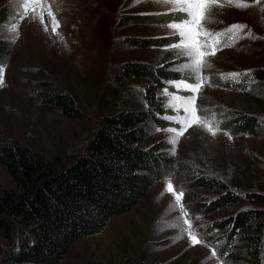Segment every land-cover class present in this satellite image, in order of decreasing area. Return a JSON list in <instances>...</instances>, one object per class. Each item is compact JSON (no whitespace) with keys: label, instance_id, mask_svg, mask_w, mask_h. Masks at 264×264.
I'll use <instances>...</instances> for the list:
<instances>
[{"label":"rangeland","instance_id":"1","mask_svg":"<svg viewBox=\"0 0 264 264\" xmlns=\"http://www.w3.org/2000/svg\"><path fill=\"white\" fill-rule=\"evenodd\" d=\"M19 2L0 0V9L7 6L10 10L8 22L0 25V38L14 46L9 63L0 65L4 79L0 86L1 133L15 142L30 144L52 164L74 162L86 153L105 116L145 106L136 89L140 80L117 82L118 70L126 62L158 66L175 63L182 78L168 81L158 97L168 111L162 117L168 124L165 128L180 127L164 117L176 115L175 109L168 106L172 95H191L175 87L181 81L193 82L191 70L182 69L188 58L168 46L132 49L122 40L171 37L177 42L179 37L166 25L184 13L171 10V4L159 0H35L21 18ZM244 2L251 6H214L211 21L205 25L216 32L235 24L247 26L229 42L231 46L209 56L211 66L203 69L209 81L199 92L196 106L200 115L208 119L214 116L220 122V131L212 136L203 127L193 125L173 145L169 142L172 133L149 125L146 146L166 141L179 161L210 170L237 191L264 193V139L233 137L223 129L235 111L264 117V99L232 91L223 84L230 73L264 67V0L259 4L255 0ZM149 15L157 22L128 24L124 19L122 24L123 18ZM13 23L19 25L18 38H13L10 31ZM40 90L71 94L86 119L69 120L56 107L42 104L37 99ZM171 181L177 192L183 191L179 203L174 204L173 193L166 191L168 181L157 183L133 210L113 217L102 234L77 241L61 264H251L246 245H234V251L226 256L218 252L221 244L217 241L223 233L209 231V224L227 211L192 214L187 207L198 191L184 192L183 181L177 176ZM15 191V183L0 166V196ZM198 194L203 199L213 197L202 190ZM189 233H195L201 242L194 245Z\"/></svg>","mask_w":264,"mask_h":264},{"label":"trees","instance_id":"2","mask_svg":"<svg viewBox=\"0 0 264 264\" xmlns=\"http://www.w3.org/2000/svg\"><path fill=\"white\" fill-rule=\"evenodd\" d=\"M9 13L7 6L0 9V25L8 22ZM124 19L128 24L157 22L153 15L129 16L122 24ZM174 42L171 37L122 40L132 49L165 47ZM13 48L12 42L0 38V65L9 63ZM174 66L173 62L162 66L122 64L117 82L140 80L136 89L145 106L105 116L86 153L68 165L52 164L30 144L15 142L0 132V166L16 185L15 192L0 196V264H61L77 241L102 234L113 217L130 212L157 183L176 176L183 181L184 192L213 194L203 199L195 192L187 207L192 214L227 211L209 224V231L223 233L217 241L221 244L218 252L229 255L239 243L248 246L251 264H264V207L254 205L264 206V193L237 191L210 170L179 161L166 141L146 146L149 125H168L162 119L168 111L158 96L168 81L182 78ZM240 74L218 84L264 99V67ZM37 99L56 107L69 120L86 119L67 92L40 90ZM223 129L233 137L264 139V117L235 111Z\"/></svg>","mask_w":264,"mask_h":264},{"label":"snow or ice","instance_id":"3","mask_svg":"<svg viewBox=\"0 0 264 264\" xmlns=\"http://www.w3.org/2000/svg\"><path fill=\"white\" fill-rule=\"evenodd\" d=\"M137 2H140V0H137ZM159 2L171 4V10H178L185 14L179 20L174 19L173 22L166 25L173 30L174 35L179 37L177 42L170 44L168 47L179 50V55L188 58L189 62L183 64L182 69L191 70L193 73V82L181 81L175 85L177 89L183 88L191 92V95L187 97L172 95L168 106L175 109L176 115L164 117L169 121L179 124L180 127H168L165 128L164 131L173 134L169 137V142L173 145L178 143L179 137L183 136L188 128L193 125L201 126L212 136H215L217 132L220 131V122L215 120L214 116L212 119H208L206 116L200 115L196 106L199 92L203 88L205 82L209 81V77L203 74V69L211 66L207 59L209 56H214L217 51L222 50V47L231 46V43L222 45V38L227 37L229 41H233L236 39L238 33L242 32L247 26L235 24L222 32H216L208 29L205 25L207 22L211 21V12L214 6L219 5L223 7L224 3H227L238 8H247L251 5L245 3L244 0H159ZM34 3L35 0H20L19 15L21 18L27 15ZM255 3L259 4L260 0H255ZM49 14H51L50 9ZM18 30L19 25L17 23L10 25L13 38H18ZM240 75L239 73H230L228 77L236 79ZM3 83V68L0 67V86H3ZM181 109L183 110V115L180 114ZM160 130L159 128L157 129V131ZM229 138L231 139L230 135ZM166 191L173 193L175 198L174 204L179 203L184 195L183 191L177 192L175 190L171 179L167 182ZM180 206L183 208L182 204ZM184 214L187 215L186 212ZM189 235L194 245L201 242L200 238H198L195 233H189ZM212 255L215 256L216 253L213 252Z\"/></svg>","mask_w":264,"mask_h":264}]
</instances>
